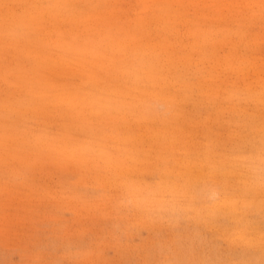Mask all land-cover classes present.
<instances>
[{
    "label": "rangeland",
    "instance_id": "374dc122",
    "mask_svg": "<svg viewBox=\"0 0 264 264\" xmlns=\"http://www.w3.org/2000/svg\"><path fill=\"white\" fill-rule=\"evenodd\" d=\"M0 264H264V0H0Z\"/></svg>",
    "mask_w": 264,
    "mask_h": 264
},
{
    "label": "bare ground",
    "instance_id": "6f19581e",
    "mask_svg": "<svg viewBox=\"0 0 264 264\" xmlns=\"http://www.w3.org/2000/svg\"><path fill=\"white\" fill-rule=\"evenodd\" d=\"M62 3V2H61ZM69 4V3H68ZM73 4V3H72ZM42 50V49H41ZM56 50V49H55ZM38 55V54H37ZM200 55V54H199ZM14 61V60H13ZM159 75V74H158ZM200 92V91H199ZM136 101V100H135ZM134 105V104H133ZM134 109V108H133ZM131 114V113H130ZM130 124V123H129ZM131 125V124H130ZM115 130V129H114ZM158 173V172H157Z\"/></svg>",
    "mask_w": 264,
    "mask_h": 264
}]
</instances>
